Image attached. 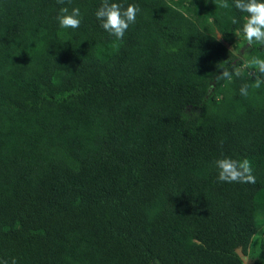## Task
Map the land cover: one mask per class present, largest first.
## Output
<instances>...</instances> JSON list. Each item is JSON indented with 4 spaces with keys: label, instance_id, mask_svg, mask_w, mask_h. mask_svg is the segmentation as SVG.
<instances>
[{
    "label": "trees",
    "instance_id": "1",
    "mask_svg": "<svg viewBox=\"0 0 264 264\" xmlns=\"http://www.w3.org/2000/svg\"><path fill=\"white\" fill-rule=\"evenodd\" d=\"M113 2L140 8L122 39L102 0H0V264H244L237 249L264 264V83L239 91L264 80L247 65L264 46L247 13ZM65 6L79 28L60 27ZM225 156L255 183L219 181Z\"/></svg>",
    "mask_w": 264,
    "mask_h": 264
},
{
    "label": "clouds",
    "instance_id": "2",
    "mask_svg": "<svg viewBox=\"0 0 264 264\" xmlns=\"http://www.w3.org/2000/svg\"><path fill=\"white\" fill-rule=\"evenodd\" d=\"M68 2L70 3L71 0H68ZM58 3L63 5L65 0H58ZM218 6L224 9L230 7L227 0H219ZM234 6L241 12L247 13L245 23L243 24V33L248 44L250 46L253 44L264 46V0H234ZM139 12L140 8L134 4H128L125 8L122 3L113 2V0H102L95 15L105 31L117 39H122L129 26L136 22V17ZM81 19L82 13L78 7H73L71 11L66 6L61 7L57 16L61 28L77 29L80 27ZM233 23H237L235 18L233 19ZM247 65L249 67H255L260 74H264V59L253 57L247 62ZM240 75L241 73L237 69L229 70L224 68L217 75V79L231 81L233 76L239 77ZM262 83H264V80L258 78L251 85L243 84L239 90L240 94L247 96L250 87L258 89ZM214 163L218 169L217 178L221 182L254 184L256 181L251 161L247 158L236 160L225 156L217 159ZM4 264H7V262L5 261ZM12 264H16L15 259L12 260Z\"/></svg>",
    "mask_w": 264,
    "mask_h": 264
},
{
    "label": "rangeland",
    "instance_id": "3",
    "mask_svg": "<svg viewBox=\"0 0 264 264\" xmlns=\"http://www.w3.org/2000/svg\"><path fill=\"white\" fill-rule=\"evenodd\" d=\"M240 42H241L240 38H236L234 41H232L230 44H227V45H228L229 48H231L234 51V53H236L237 51L235 50V47L237 45H234V44L235 43L239 44ZM233 46H235V47H233ZM239 49L240 50H239V52L237 54H239L242 51V48H239ZM256 224H257L258 228L264 227V210H261V212L257 216ZM254 241H256V239H254ZM244 264H245V262H244Z\"/></svg>",
    "mask_w": 264,
    "mask_h": 264
},
{
    "label": "water",
    "instance_id": "4",
    "mask_svg": "<svg viewBox=\"0 0 264 264\" xmlns=\"http://www.w3.org/2000/svg\"><path fill=\"white\" fill-rule=\"evenodd\" d=\"M237 253L239 254V256H241V258H242L243 262H245V264H253V260L252 259H247L246 256H244L242 254L240 249H237Z\"/></svg>",
    "mask_w": 264,
    "mask_h": 264
}]
</instances>
